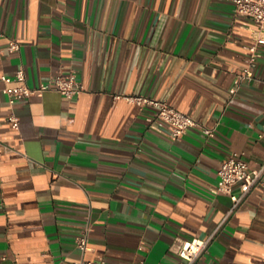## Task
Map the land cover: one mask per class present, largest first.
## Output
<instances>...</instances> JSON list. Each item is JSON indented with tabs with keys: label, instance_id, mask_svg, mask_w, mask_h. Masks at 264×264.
Here are the masks:
<instances>
[{
	"label": "crops",
	"instance_id": "crops-1",
	"mask_svg": "<svg viewBox=\"0 0 264 264\" xmlns=\"http://www.w3.org/2000/svg\"><path fill=\"white\" fill-rule=\"evenodd\" d=\"M231 0H0V76L35 87L73 69L83 91L17 101L0 80V264H178L174 239L213 235L198 264H264V188L232 213L212 193L232 153L264 162V46L234 95L252 22ZM18 50L7 51L9 41ZM115 96L165 101L198 123L178 140Z\"/></svg>",
	"mask_w": 264,
	"mask_h": 264
},
{
	"label": "built area",
	"instance_id": "built-area-1",
	"mask_svg": "<svg viewBox=\"0 0 264 264\" xmlns=\"http://www.w3.org/2000/svg\"><path fill=\"white\" fill-rule=\"evenodd\" d=\"M233 13L249 19L254 25L251 31V43L245 46L244 65L240 72L235 75L233 84L229 89L230 95H234L244 82L253 79V71L262 57L261 47L264 46V0H231ZM16 41H9L7 51L18 50ZM0 80L5 84L8 113L6 121L10 128L17 130L19 120L14 112L17 101L26 99L37 92L56 91L65 99H71L83 91L81 83L76 79L73 69L63 74L56 73L43 83L35 87H29L25 83L24 72L18 69L12 76L1 75ZM126 102L137 106L139 109L149 107L153 112L144 118L145 126L153 131L160 132L172 140L180 139L190 128H196L204 137L212 138L214 128L206 127L191 116L170 107L165 101L151 99L142 96H115ZM217 182L212 193H223L229 196L231 206L229 213L235 211L246 199L247 195L255 188H264V162L259 167H249L237 153H232L224 159L216 172ZM90 227H85L76 240V247L81 257L69 264H105L102 257L87 259L83 254L89 251L87 247V236ZM213 235L207 237H194L191 239H174L169 249L173 252L178 264H198L197 259L204 253ZM133 264H143L142 260Z\"/></svg>",
	"mask_w": 264,
	"mask_h": 264
}]
</instances>
